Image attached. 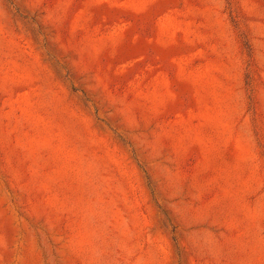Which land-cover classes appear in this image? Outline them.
Returning a JSON list of instances; mask_svg holds the SVG:
<instances>
[{
  "label": "rangeland",
  "instance_id": "rangeland-1",
  "mask_svg": "<svg viewBox=\"0 0 264 264\" xmlns=\"http://www.w3.org/2000/svg\"><path fill=\"white\" fill-rule=\"evenodd\" d=\"M0 264H264V0H0Z\"/></svg>",
  "mask_w": 264,
  "mask_h": 264
}]
</instances>
